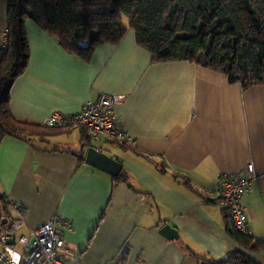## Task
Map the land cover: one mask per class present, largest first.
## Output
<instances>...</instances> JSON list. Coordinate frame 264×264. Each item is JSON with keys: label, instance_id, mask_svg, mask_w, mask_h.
Masks as SVG:
<instances>
[{"label": "crops", "instance_id": "crops-1", "mask_svg": "<svg viewBox=\"0 0 264 264\" xmlns=\"http://www.w3.org/2000/svg\"><path fill=\"white\" fill-rule=\"evenodd\" d=\"M6 12L7 0H0V36ZM24 24L29 60L10 88L13 119L54 128L45 125L52 112L118 94L114 114L132 142L104 145L102 152L122 164L112 177L84 162L80 129L1 137L0 227L15 215L14 203L25 210L18 235L55 216L69 221L60 255L70 262L205 264L196 256L240 251L264 264V250L249 252L227 233L215 194L222 177L241 175L251 162L256 178L242 202L251 236L264 240V84L242 89L195 64L152 63L131 29L87 59L33 20ZM165 224L177 239L159 233Z\"/></svg>", "mask_w": 264, "mask_h": 264}, {"label": "trees", "instance_id": "trees-1", "mask_svg": "<svg viewBox=\"0 0 264 264\" xmlns=\"http://www.w3.org/2000/svg\"><path fill=\"white\" fill-rule=\"evenodd\" d=\"M26 19L66 51L87 59L97 45L117 44L131 29L152 63L195 64L242 89L264 84V0H7V40L0 45V138L27 140L62 130L20 123L9 110L12 82L29 60ZM225 229L243 249L264 250L263 239L239 232L228 217ZM196 257L205 264H259L240 251L224 259Z\"/></svg>", "mask_w": 264, "mask_h": 264}, {"label": "built area", "instance_id": "built-area-1", "mask_svg": "<svg viewBox=\"0 0 264 264\" xmlns=\"http://www.w3.org/2000/svg\"><path fill=\"white\" fill-rule=\"evenodd\" d=\"M6 30L0 36V45L6 42ZM123 100V95L101 94L96 100H87L75 112H52L45 122L47 127L80 129L85 135V147L103 151L105 144L120 145L132 142L120 127L114 114L115 106ZM256 178L254 166L247 163L241 175L234 174L222 177L216 187L215 194L223 213L241 233L251 236L243 197L248 193L251 182ZM15 215L7 218L0 227V264H65L60 258L64 240L61 229L68 227L69 221L53 217L36 228L29 229L26 234H17L24 224V209L12 204ZM19 243L21 251L11 247ZM70 264H79L73 258Z\"/></svg>", "mask_w": 264, "mask_h": 264}, {"label": "water", "instance_id": "water-1", "mask_svg": "<svg viewBox=\"0 0 264 264\" xmlns=\"http://www.w3.org/2000/svg\"><path fill=\"white\" fill-rule=\"evenodd\" d=\"M83 159L87 165L107 173L112 177H118L120 175L122 164L116 157L109 156L104 152L96 151L94 148L88 147L83 152ZM6 220L7 218H5L3 222H6ZM159 233L169 239L178 238L177 231L168 224L163 225L159 229Z\"/></svg>", "mask_w": 264, "mask_h": 264}, {"label": "rangeland", "instance_id": "rangeland-1", "mask_svg": "<svg viewBox=\"0 0 264 264\" xmlns=\"http://www.w3.org/2000/svg\"><path fill=\"white\" fill-rule=\"evenodd\" d=\"M11 248L14 251L20 252L22 247L19 243H16L15 245H12ZM60 258L65 261V264H70V260L67 259V256L63 257V255H62V256H60Z\"/></svg>", "mask_w": 264, "mask_h": 264}]
</instances>
